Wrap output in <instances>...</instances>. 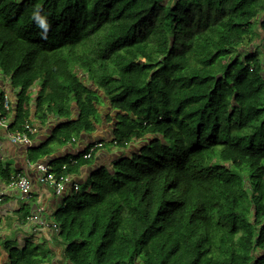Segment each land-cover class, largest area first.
Returning a JSON list of instances; mask_svg holds the SVG:
<instances>
[{
  "label": "trees",
  "instance_id": "16d2710c",
  "mask_svg": "<svg viewBox=\"0 0 264 264\" xmlns=\"http://www.w3.org/2000/svg\"><path fill=\"white\" fill-rule=\"evenodd\" d=\"M255 38L261 54H241ZM3 77L22 121L37 84L44 117L77 106L53 142L92 133L104 99L113 143L134 146L55 213L70 264H264V0H0ZM74 160L52 170L92 162Z\"/></svg>",
  "mask_w": 264,
  "mask_h": 264
},
{
  "label": "crops",
  "instance_id": "0c3cea01",
  "mask_svg": "<svg viewBox=\"0 0 264 264\" xmlns=\"http://www.w3.org/2000/svg\"><path fill=\"white\" fill-rule=\"evenodd\" d=\"M37 85L29 90L30 101L24 104L23 111L29 110L30 117L28 120L22 121L18 116V91L11 86L8 78L0 79V95L4 91H8L12 100L13 109L9 115L12 129L19 130L21 121L22 126L29 122L36 129L31 137L32 145L30 147L12 144L6 132L0 129V167L10 168L12 177L19 174L28 177L32 185L29 196L24 198L15 189L6 187L8 182L1 180L5 187V198L0 202V264H10L9 249L23 248L27 243L48 252V261L45 264H70L65 258V246L59 243L57 233L53 228L50 226L42 227L39 226V223L28 220L29 217L37 214L39 209H43V212L39 214L40 220L45 221L47 225L53 224L55 213L73 194L72 188L69 186L66 192L58 197L50 187L39 183V173L29 167V162L33 163V158L38 155L37 151L44 146L51 150L50 154L42 155L37 161L54 169L56 166H62L63 163L67 164L66 162L79 155L84 156L93 143H105V147L97 151L90 164L83 165L78 173L72 174L74 181L83 185L89 182L96 170L102 168L112 170L119 159L130 156L134 150L133 145L126 149L112 144L115 121H109L107 118L109 116L115 117L116 112L113 113L109 107V111L104 110V113H100L101 106L98 108L101 119L95 123V130L92 133L85 132L79 137L74 135L66 143H64L65 138L63 137V139L60 138L63 141L60 144L56 140L53 142L56 129L69 121L76 120L79 116V110L76 105L71 107V119L60 117L56 111L46 117L37 113L35 100L40 90V86ZM110 111L112 112L110 113ZM43 117L44 120H41ZM28 212L30 214L25 218V214Z\"/></svg>",
  "mask_w": 264,
  "mask_h": 264
},
{
  "label": "built area",
  "instance_id": "2783aa9c",
  "mask_svg": "<svg viewBox=\"0 0 264 264\" xmlns=\"http://www.w3.org/2000/svg\"><path fill=\"white\" fill-rule=\"evenodd\" d=\"M13 109L12 100L8 91H4L0 95V129L4 130L7 134L8 139L12 144L15 145H24L30 147L32 145V135L35 133L36 129L29 122H26L23 125V131L13 130L12 123L10 120V113ZM103 143H96L91 146L88 152L83 156L84 160H90L95 155V153L103 148ZM76 161L74 159L70 160V164H65L62 167L63 171H66L70 166H74ZM29 167L39 173L38 181L41 185L50 187L54 194L58 197H61L67 190V187H71L73 192L79 193L81 187L76 183L72 177V174H58L54 172L51 166L43 162H29ZM6 187L15 189L18 191L22 197L26 198L29 196L32 185L28 177L22 175H16L11 177ZM5 198V187L3 182L0 180V202ZM37 214L29 217L28 220L31 222L39 223V226L42 227H52L53 230L58 233V226L56 224H48L45 221L40 220L39 214L43 212V209H39ZM36 231V229H34Z\"/></svg>",
  "mask_w": 264,
  "mask_h": 264
},
{
  "label": "rangeland",
  "instance_id": "374dc122",
  "mask_svg": "<svg viewBox=\"0 0 264 264\" xmlns=\"http://www.w3.org/2000/svg\"><path fill=\"white\" fill-rule=\"evenodd\" d=\"M245 44H246V48H243L242 49V52H241V54H244L245 53V49H247V50H250L251 52H254V51H256L257 53H260L261 54V52H260V49H261V40L259 39V38H255L254 40H252V41H250V40H246V42H245ZM38 86V85H37ZM94 89L96 90V88L94 87ZM103 96V95H102ZM102 109H100V113L101 112H103L104 113V110H108L109 109V106H108V101L107 100H104L103 99V104H102ZM112 110V109H111ZM109 111V110H108ZM112 111H110V113H111ZM113 113H115V112H113ZM34 154V152H31V154ZM91 184H92V180L90 179V186H91Z\"/></svg>",
  "mask_w": 264,
  "mask_h": 264
},
{
  "label": "clouds",
  "instance_id": "9594fccd",
  "mask_svg": "<svg viewBox=\"0 0 264 264\" xmlns=\"http://www.w3.org/2000/svg\"><path fill=\"white\" fill-rule=\"evenodd\" d=\"M40 24H41L42 27L45 26L43 20L40 21ZM97 143H103V142H97ZM94 144H96V142L93 143L91 146H93ZM103 144H104V146H103V148H104V147H105V143H103ZM112 144L116 145V143H113V141H112ZM91 146H90V147H91ZM90 147H89V148H90ZM103 148H101V149H103ZM88 150H89V149H88ZM88 150H87V152H88ZM99 150H100V149H99ZM96 153H97V152H96ZM96 153H95V155H96ZM93 157H94V156H93ZM93 157H92V158H93Z\"/></svg>",
  "mask_w": 264,
  "mask_h": 264
}]
</instances>
